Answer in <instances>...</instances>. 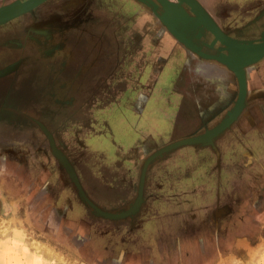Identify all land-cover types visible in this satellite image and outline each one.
Segmentation results:
<instances>
[{
	"label": "rangeland",
	"instance_id": "obj_1",
	"mask_svg": "<svg viewBox=\"0 0 264 264\" xmlns=\"http://www.w3.org/2000/svg\"><path fill=\"white\" fill-rule=\"evenodd\" d=\"M200 1L222 28L262 22L256 17L264 0ZM97 7L102 22H110L100 30L108 51H74L78 67L54 88L46 70L41 85L25 78L28 66L10 77L24 75L28 93L11 106L23 114L3 108L0 120V264H264V87L250 83L264 59L246 67L245 105L213 142L180 145L149 164L142 206L132 216L97 214L79 195L40 123L89 199L116 212L134 201L149 154L213 127L239 91L230 68L179 41L142 0H99ZM136 32L138 39L131 37ZM69 98L74 104L64 105ZM254 128L259 143L246 138ZM222 162L231 167L223 201L204 208L206 219L194 223L199 201L190 199L212 192L218 169L211 166ZM157 193L165 198L158 232L155 218L145 215ZM178 204L185 206L183 220L176 217ZM143 221L148 232L140 231Z\"/></svg>",
	"mask_w": 264,
	"mask_h": 264
},
{
	"label": "flooded vegetation",
	"instance_id": "obj_2",
	"mask_svg": "<svg viewBox=\"0 0 264 264\" xmlns=\"http://www.w3.org/2000/svg\"><path fill=\"white\" fill-rule=\"evenodd\" d=\"M153 1L158 3L157 0ZM10 2L0 0V5ZM98 4L99 0H45L35 7L34 15L23 14L17 18L15 24L0 29V120L4 119L1 114L6 113L3 108L18 117V114H23L18 108L15 110L11 106L13 102L19 103L28 93H25L24 89V75L21 77L16 74L18 78L9 81L22 66H28L25 78H33L32 83L37 82V85H41V72L49 71L52 81H55L52 84L54 88L56 81L64 78L65 71L70 72L78 67L79 61L75 58V53L73 57L74 51H108L104 48L110 43L100 35V30L106 29L104 24L110 25V22L103 23L97 16L99 14L95 9ZM129 4L131 6L132 2ZM131 22H134L132 18ZM250 27L246 26L244 31L233 35L245 39L258 38L259 36L247 35L251 32L248 31ZM186 28L185 31L188 32L190 29ZM211 36L213 34L208 31L200 42L202 49L212 51L218 47L219 44H208V38ZM131 37L139 38L137 32L131 34ZM27 51L34 53H26ZM30 57L32 60L27 62ZM82 80L81 78L80 85L77 84L81 89L80 95L85 88V82ZM36 90H33L34 98L38 97ZM75 93L74 91L71 94ZM62 103L66 106L74 104L70 98Z\"/></svg>",
	"mask_w": 264,
	"mask_h": 264
},
{
	"label": "water",
	"instance_id": "obj_3",
	"mask_svg": "<svg viewBox=\"0 0 264 264\" xmlns=\"http://www.w3.org/2000/svg\"><path fill=\"white\" fill-rule=\"evenodd\" d=\"M44 1L45 0H14L10 3L0 5V24L6 23L11 19L18 17L24 13L33 11L36 6L40 5ZM142 1L148 4L154 12L158 13L164 23H166L169 31L179 41L183 42L185 45L189 46L201 55L216 58L218 61L224 63L228 68H230L237 77L239 91L234 105L227 111L224 117H222V119L217 124L208 129V134H210L209 137L205 138V134L208 131L207 130L204 133L193 137L176 140L166 146L156 149L151 154H149L142 163L138 192L134 201L131 203L129 208L121 209L116 212L104 210L89 199L84 189L80 185L76 172L73 166L70 164L68 158L57 149L52 134L44 124L40 123L42 129L44 130L50 141V145L54 155L63 163V165L71 174L74 185L76 186L81 198L93 209L95 213L108 217H125L127 215L134 214L139 209L140 204L143 201V190L146 171L149 164L155 158L160 156L162 153L183 144L213 142V140L220 133H222L226 128L229 127V125L241 113L245 105L247 94L246 67L256 63L264 57V32H262V34H260L258 38H238V36H234L233 33H239L241 32V29H245V27L233 30L222 28L199 0H177V2L180 3V5L181 3L186 5L188 9L193 13V16L190 17L186 15L188 16L187 20L190 21L188 25L189 28L193 26H200V29H202L203 27V30L205 31L210 27L217 35H220L225 39V41H222V44L219 48H215L212 51H202L201 49L197 48V46L193 44V42L188 40L184 36V34H182L180 27L177 28L176 26H173L166 13H164V9L168 12L170 10H174L176 7H179V4H176V2H168L166 0H159L163 4H158L153 0ZM168 5L172 6L173 8L170 9V6ZM256 18H258V20L262 21V24H264V8L258 12V16ZM208 25L209 27H207ZM254 40H259V44H255L257 47L256 50L247 51L246 49L253 46L252 44L248 43H252ZM245 42L247 44H243Z\"/></svg>",
	"mask_w": 264,
	"mask_h": 264
},
{
	"label": "crops",
	"instance_id": "obj_4",
	"mask_svg": "<svg viewBox=\"0 0 264 264\" xmlns=\"http://www.w3.org/2000/svg\"><path fill=\"white\" fill-rule=\"evenodd\" d=\"M180 8L177 7L176 9H174L176 11V16L178 15V13L183 16L181 13H180ZM180 18V17H179ZM227 20L229 18H226ZM179 20H183V18H180ZM251 23V22H250ZM260 23V24H259ZM259 23H253L252 22V25L251 27L249 28L248 31H259L260 32H264V24H262V22H259ZM248 24V23H246ZM228 30H231L229 28H227ZM246 29V28H245ZM233 30V29H232ZM245 30V31H247ZM244 31L243 29H241V32ZM234 34V33H233ZM264 59V57L262 58V60ZM261 60V59H260ZM250 83L252 86H255V87H261L263 88L264 87V62L262 64H259V66H254V73H253V76L252 78L250 79ZM260 104V103H259ZM254 105L257 106V103L255 102ZM257 108V107H256ZM259 108V107H258ZM260 110L258 109V112ZM260 129V128H259ZM246 138H255V142L256 143H259L260 142V139L258 138V135H257V131L254 129H252L250 132H248V134L246 135ZM254 142V143H255ZM221 149V152L225 151V149L223 150V148H220ZM218 169L216 170V173L218 176H215L214 180L216 182L213 183L212 181V185H215V186H212V192H209L206 194L205 197H201V196H196L194 198L191 197L190 199V203L192 204L193 201H199L198 203L195 204L194 206V215L195 217L193 218L192 222L195 223L196 220L200 219L199 221L197 222H201L204 218L206 219V215H207V211L204 209L206 208L207 206H215V205H218L220 203V201H223V183H224V178L227 177V174H228V169H230L231 167H229L228 163H221L218 165V167H214L213 165L211 166V169H213V171L215 169ZM252 170V169H251ZM250 172V171H249ZM247 172V173H249ZM249 177V174H244L243 177ZM211 193V194H210ZM152 201H151V206L149 205L148 206V202L146 203L145 205V208L146 210H148L147 214L145 215H148V220L149 219V213L151 216H153V218H155V223H154V226H155V230L156 232L160 231L162 229V227H160L159 224H161L160 220L163 218H161V216H163V213H162V210L160 211V204L163 205V201H165V198L162 197L161 195H159L158 193L156 194L155 197H152L150 198ZM149 199L147 198V201ZM204 201V202H203ZM133 202V201H132ZM131 202V203H132ZM143 202V201H142ZM131 203L129 205H127L124 209H127L130 207ZM140 206H142V203L140 204ZM178 208H177V211H176V217L179 218V220H183L182 216H184L183 214H181V210H184L185 209V206L184 205H181V204H178ZM140 208V207H139ZM121 210V209H120ZM139 210V209H138ZM187 211V210H185ZM133 214L129 215V216H132ZM128 216V215H127ZM175 216V215H174ZM190 216H191V213H190ZM176 218V219H177ZM198 218V219H197ZM176 219L174 218H170L169 221H173L174 222V226H176L177 224L175 223ZM204 219V220H205ZM150 221H147L146 220V224H149ZM143 224L141 225V228H140V231L144 232V231H149V229L146 227L145 225V221L142 222ZM164 225V224H163ZM146 228V229H144Z\"/></svg>",
	"mask_w": 264,
	"mask_h": 264
},
{
	"label": "bare ground",
	"instance_id": "obj_5",
	"mask_svg": "<svg viewBox=\"0 0 264 264\" xmlns=\"http://www.w3.org/2000/svg\"><path fill=\"white\" fill-rule=\"evenodd\" d=\"M177 8V7H176ZM175 8V9H176ZM179 10H180V13L183 15V16H181L179 13H178V15L176 16V11L175 10H170V11H166L165 9H164V13H166V15H167V17L169 18V20L172 22V24H173V26H176L177 28L178 27H180V29H181V32H182V34H184V36L188 39V40H190L191 42H193V44H195L196 46H197V48H199V49H201L202 51H206V50H204V49H202V47H201V44H200V42H202L203 41V39L206 37V35H207V33H208V31L211 33V34H213V36H211V37H209L208 38V44H219L218 45V47L217 48H219L220 47V45L222 44V41H225V39L222 37V36H220V35H217L210 27H209V25L207 26V27H209L207 30H203V27H202V29H200V26H193V27H188V25H189V20H187V17L188 16H186L185 15V12H184V10L182 9V7L181 6H179ZM168 13H170V14H168ZM183 18V20L181 21V20H179L180 18ZM187 20V21H186ZM205 25H207V24H205ZM186 27H188V29H190V30H188V32H186L185 31V29H187ZM259 42V40H254L252 43H248V44H252L253 46L252 47H249L248 49H246L247 51H255L256 50V45L255 44H257ZM243 44H247L246 42L245 43H243ZM259 44V43H258ZM245 46H247V45H245ZM209 133V130L206 132V136H205V138H207V137H209L210 136V134H208Z\"/></svg>",
	"mask_w": 264,
	"mask_h": 264
}]
</instances>
